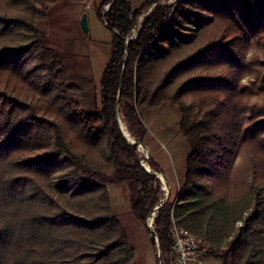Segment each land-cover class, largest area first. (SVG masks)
Wrapping results in <instances>:
<instances>
[{"label":"trees","instance_id":"trees-1","mask_svg":"<svg viewBox=\"0 0 264 264\" xmlns=\"http://www.w3.org/2000/svg\"><path fill=\"white\" fill-rule=\"evenodd\" d=\"M56 1L0 0V264H133L109 193L121 181L134 183L132 211L162 257L174 222L222 264H264V103L253 102L264 75L245 58L252 44L264 55V0H102L113 38L93 111L44 43ZM216 56L226 64L219 72L209 69ZM164 102L177 106L189 149L175 199L150 230L161 182L117 111L144 140L143 114Z\"/></svg>","mask_w":264,"mask_h":264},{"label":"rangeland","instance_id":"rangeland-1","mask_svg":"<svg viewBox=\"0 0 264 264\" xmlns=\"http://www.w3.org/2000/svg\"><path fill=\"white\" fill-rule=\"evenodd\" d=\"M177 1L166 0L163 3L171 5ZM101 2L102 0H92L91 7L86 8V1L57 0L50 7L48 17L43 24L44 43L56 48L61 54L70 79L81 87V92L77 98L87 111H93L96 105H99L101 77L111 54L113 33L100 17ZM148 11L150 8L145 13ZM101 12H103V8ZM84 14H86L87 19L86 31L81 26V19ZM245 58L251 63L261 66L264 75V55L256 45H251L245 54ZM214 59V64L209 67L211 71L219 72L226 68L222 58L216 56ZM256 59L258 61H255ZM243 81H248V77L245 76ZM253 102L264 103V94L254 96ZM119 116L126 126L120 113ZM179 119L180 114L177 106L169 102H164L143 114V121L149 134L154 137V133H158L156 136L161 137L165 149L168 151L172 162L175 163L174 169L178 179L175 178L173 184L171 183L170 194H167L172 199H175L183 178L185 158L189 149L188 141L179 131ZM144 143L147 146L150 144V142L145 141ZM137 150L141 163L146 162L150 166L149 160L152 157L148 149H145V153L139 147ZM241 159L242 157H237L235 162H240ZM159 180L162 190L161 199H164L168 191L162 180ZM109 193L113 209L128 233L131 245L135 248L133 264H158L157 238L155 237V247L146 225L132 211L137 195L134 183L132 181L118 182L115 187L109 189ZM150 224L153 228L152 221Z\"/></svg>","mask_w":264,"mask_h":264},{"label":"built area","instance_id":"built-area-1","mask_svg":"<svg viewBox=\"0 0 264 264\" xmlns=\"http://www.w3.org/2000/svg\"><path fill=\"white\" fill-rule=\"evenodd\" d=\"M108 6L105 5L103 7L102 14H105ZM85 7H91V0L86 1ZM103 22L107 24L105 19H103ZM143 164L146 166V162H143ZM148 168L151 169L149 165ZM236 225L240 226L241 222H237ZM171 234L173 245L169 254L165 257H162L161 252H159V264H222L220 258L212 255L213 248L206 239L195 235L185 228L178 227L174 222Z\"/></svg>","mask_w":264,"mask_h":264},{"label":"crops","instance_id":"crops-1","mask_svg":"<svg viewBox=\"0 0 264 264\" xmlns=\"http://www.w3.org/2000/svg\"><path fill=\"white\" fill-rule=\"evenodd\" d=\"M87 1V0H82ZM92 1V0H91ZM158 133H154V137H151L149 132L147 131L146 136L144 138L145 142H150L149 146H147L149 154L151 157L159 164L162 169V174H165L166 178L169 180L170 190L171 183L173 184L175 178L178 179L177 174L174 169V162H172L168 151L165 149L163 140L158 135ZM148 140V141H147ZM116 183L110 184L109 189L115 187Z\"/></svg>","mask_w":264,"mask_h":264},{"label":"water","instance_id":"water-1","mask_svg":"<svg viewBox=\"0 0 264 264\" xmlns=\"http://www.w3.org/2000/svg\"><path fill=\"white\" fill-rule=\"evenodd\" d=\"M109 7V6H108ZM81 26L82 28L86 31L87 30V19H86V14L83 15L82 19H81ZM135 36V33L134 35L132 36V38ZM118 115H119V112L117 111V121H118V125H119V128H120V123H119V120H118ZM120 131L122 132L123 136L126 138V140H128L131 144L133 145H137L138 147L142 146L143 148H147L146 144L144 143V140H129L124 132L121 130L120 128ZM148 149V148H147ZM141 161V160H140ZM142 165L147 169V171H149L151 174H153L155 177L161 179L160 177V172H157V171H153L151 170L150 168L146 167L143 162H142ZM162 176H164L165 180H166V187H167V194L169 195L170 194V184H169V180L166 178L165 175L162 174ZM169 196H167L166 198L164 199H161V202L151 211L150 215H153V217L156 215L157 211H158V208L159 206H161L162 204H164L167 200H168ZM146 224L147 226L149 227L150 230H152L151 226L148 224V219L146 221ZM155 237L157 238V236L155 235ZM157 245H158V249H159V252H161L160 250V247H159V242H158V239H157ZM159 260H160V256H158V264H159Z\"/></svg>","mask_w":264,"mask_h":264},{"label":"bare ground","instance_id":"bare-ground-1","mask_svg":"<svg viewBox=\"0 0 264 264\" xmlns=\"http://www.w3.org/2000/svg\"><path fill=\"white\" fill-rule=\"evenodd\" d=\"M118 120H119V123H120V128H121V130L124 132L125 136H126L129 140H132V139H133L132 136H131L130 133L128 132V130H127V128H126V126H125V124H124L122 118H121L119 115H118ZM134 138H135V137H134ZM139 148L142 149L143 152L145 153V149H146V148H143L142 146H140ZM146 166L148 167V164H146ZM160 177H161V180H162V182L165 184V187H166V180H165L164 176H162V174H160ZM166 188H167V187H166ZM166 197H167V192H166ZM148 219H149V225L152 226V225L150 224V222H151V221L153 222V219H154L153 215L149 216Z\"/></svg>","mask_w":264,"mask_h":264}]
</instances>
